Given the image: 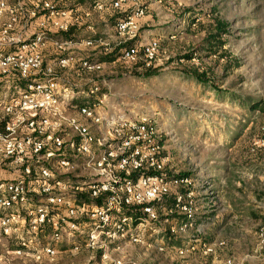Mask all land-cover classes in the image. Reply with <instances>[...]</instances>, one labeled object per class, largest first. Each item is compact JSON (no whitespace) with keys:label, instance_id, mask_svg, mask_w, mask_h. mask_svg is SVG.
<instances>
[{"label":"built area","instance_id":"built-area-1","mask_svg":"<svg viewBox=\"0 0 264 264\" xmlns=\"http://www.w3.org/2000/svg\"><path fill=\"white\" fill-rule=\"evenodd\" d=\"M58 1L30 0L26 8L21 0H0V264H7L2 250L52 261L83 248L97 251L88 264H125L113 252L143 240L159 252L169 240L183 252L171 241L203 225L189 211L191 194L172 189L196 179L164 170L160 134L150 118L127 120L113 110L109 89L57 74L55 63L68 67L74 58L60 54L107 47L91 36L53 37L69 30L80 9ZM143 1L106 0L92 8L127 4L130 11L115 28L129 32ZM33 21L37 30L29 34ZM157 48V39L141 38L125 46L120 58L149 61ZM101 64L84 57L78 70ZM167 198L176 217L160 220L157 210L166 208Z\"/></svg>","mask_w":264,"mask_h":264},{"label":"rangeland","instance_id":"rangeland-1","mask_svg":"<svg viewBox=\"0 0 264 264\" xmlns=\"http://www.w3.org/2000/svg\"><path fill=\"white\" fill-rule=\"evenodd\" d=\"M21 1L31 7L30 0ZM73 1L79 2L66 3ZM143 4L129 32L110 24L129 13L127 4L114 8L105 3L91 10L80 6L69 29L101 34L107 47L64 52L60 58H74L68 67L55 63V70L71 83L92 81L110 90L113 110L127 120L150 118L160 134L158 159L164 170L196 179L172 193L191 194L189 211L203 227L173 239L183 252L169 246V240L162 252L143 240L113 253L125 264H225L229 259L264 264V112L255 108L264 103V0ZM36 30L33 21L29 34ZM141 38L158 40L155 58L122 60L124 46ZM115 48L120 54L113 61L79 72L81 58L96 59ZM168 208L157 210L160 220L176 217ZM203 243L213 252L205 253ZM96 253L83 248L37 261L32 254L2 250L7 264H88Z\"/></svg>","mask_w":264,"mask_h":264},{"label":"trees","instance_id":"trees-1","mask_svg":"<svg viewBox=\"0 0 264 264\" xmlns=\"http://www.w3.org/2000/svg\"><path fill=\"white\" fill-rule=\"evenodd\" d=\"M66 2H67V0H59L58 1V5H60L62 7L64 6V7H67V8L80 7L81 6V7L87 8V10H91L92 9V5L95 3L94 0H79V2L78 1H73L72 3H68V4ZM125 14H121L118 18H115V20L113 18V20L110 21V24L113 25V26H114V24L116 25L117 22H115V21H118V20L120 21V20L124 19ZM73 31H74L73 29H69L68 31L63 32V33L54 34L53 37H59V38H64V39H66V38L67 39H75L76 37L91 36L95 40H99V39H104L105 38L103 36H100L101 34L88 33V35H84V34L81 33V30H75L74 32ZM131 42H129L125 46L131 45ZM119 54H120V50L116 51V48H115V50H113L112 52H109L108 54H105V55L101 54L98 58H96L94 60H97L99 62H111L115 58H117ZM186 59H190V57L186 56ZM195 77H199V76H195ZM255 108H257L261 113H263L264 112V103L256 105ZM163 203L171 205L172 204V200L167 198V199H165L163 201ZM181 217H183V216H181ZM173 241H171L172 244H173Z\"/></svg>","mask_w":264,"mask_h":264},{"label":"crops","instance_id":"crops-1","mask_svg":"<svg viewBox=\"0 0 264 264\" xmlns=\"http://www.w3.org/2000/svg\"><path fill=\"white\" fill-rule=\"evenodd\" d=\"M64 253H67V252H64ZM69 253V252H68Z\"/></svg>","mask_w":264,"mask_h":264}]
</instances>
